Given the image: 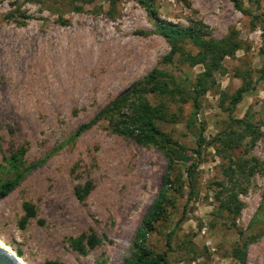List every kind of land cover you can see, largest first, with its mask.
<instances>
[{"label": "rangeland", "instance_id": "rangeland-1", "mask_svg": "<svg viewBox=\"0 0 264 264\" xmlns=\"http://www.w3.org/2000/svg\"><path fill=\"white\" fill-rule=\"evenodd\" d=\"M241 2L249 14L230 0H0V183L18 176L0 196V255L9 264H124L129 256L168 159L154 145L113 132L104 118L79 129L152 69L190 82L203 70L187 63V54L197 52L188 40L163 59L170 45L155 17L195 26L207 39L235 37L239 47L222 59L194 115L190 100L145 94L163 107L158 127L185 149L180 159L174 144L164 148L172 157L167 194L173 204L145 245L163 251L169 231L168 264H264V206L261 221L248 226L264 192V36L254 17H264V0ZM242 84L248 88L231 116L249 119L260 135L247 153L245 147L226 151L251 156L259 167L245 178L231 176L230 183L229 156L217 151L213 136L228 122L227 96ZM199 125L204 141L196 156ZM13 155L15 167L8 164ZM86 182L79 199L74 188ZM24 204L34 213L22 221ZM90 233L99 238L95 246L83 253L71 246ZM234 248L242 250L240 259Z\"/></svg>", "mask_w": 264, "mask_h": 264}, {"label": "trees", "instance_id": "trees-1", "mask_svg": "<svg viewBox=\"0 0 264 264\" xmlns=\"http://www.w3.org/2000/svg\"><path fill=\"white\" fill-rule=\"evenodd\" d=\"M233 6L242 13L249 14V11L242 7L241 0H230ZM144 5L146 2L142 1ZM148 12L153 16L149 6ZM155 17V16H154ZM258 19L262 36H264V17L254 16ZM154 24L159 34L170 45L169 53L163 58L166 62L171 59V56L175 52H180L179 44L185 40L190 41L197 48V52L194 55H188L187 63L190 66L200 64L203 70L195 77L194 82L187 81V79H178L174 75L164 72L159 69H152L143 80L138 81L130 89L119 95L109 106L102 108L98 111L97 115L89 122L80 126L79 130L87 128L91 125L96 118H104L110 124V129L120 135H128L133 141L139 145H154L158 150L168 159V168L163 175L161 186L159 187L154 199L145 212L139 227L137 228L130 246L129 256L124 260V264H168L166 257L167 250L170 248V235L171 232H167L165 238L166 249L161 252H155L149 249L145 245V239L149 232L154 230L155 223L165 216L167 207L173 204L172 199L167 194V186H171L169 168L172 164V157L164 149L166 145H172L176 156L180 159L183 158L184 148L181 145H177L170 137L165 134L156 124L157 121H161L164 118V111L162 105H151L147 98L146 93L158 94L160 96L177 95L181 102L190 100L192 105L191 114L194 115L199 107L198 96L203 94L209 85L214 82L213 74L221 68V61L226 56H231L235 50L239 47L238 41L235 37L225 36L220 39L204 38L203 33L199 32L195 26H189L186 28L173 25L169 22L162 21L154 18ZM261 54L264 56V48L260 49ZM259 77L264 78V60L259 69ZM247 84L239 86L231 95L227 96L226 114L228 122L224 129L217 132L213 136V140L217 143V151L223 156L228 157L227 149L234 150L238 147H245L244 153H247V147H251L254 141L260 135L258 126L254 125L249 119L241 117L234 118L231 116V111L235 108V105L241 100L243 93L247 90ZM184 94V96H182ZM244 115L247 113L244 112ZM187 124H191L188 122ZM192 125V124H191ZM203 125H199L196 130L195 144L196 147L192 152L197 156L199 155V148L204 139L201 135ZM248 140L242 144L245 138ZM228 161V174L230 183H232L231 176H244L251 175L258 167L259 164L253 157H243V155L229 156ZM17 157L13 155L8 164L12 167L16 166ZM193 166L192 163L186 166L185 174L187 175V184L189 186L188 193L190 194L193 188ZM18 176L16 175L11 180H6L0 183V196L6 194L14 186ZM235 183V180H233ZM89 183L83 187H75L74 194L77 198L81 199L83 195L88 191ZM234 194H231V196ZM189 198V197H188ZM226 210L232 211L230 202H226L223 205ZM264 206V192L262 193V202L256 209L255 214L250 219L248 226H253L255 223L260 222L259 211ZM24 217L21 219L24 221L26 218L33 215V209L31 206L24 204ZM238 210V207L237 209ZM21 223V222H20ZM99 242V238L94 234L80 235L71 241V246L79 252H84L86 248H92ZM232 256L240 259L242 257V250L234 248L231 252ZM0 264H9L8 260L0 255ZM43 264H63L55 260H45Z\"/></svg>", "mask_w": 264, "mask_h": 264}, {"label": "bare ground", "instance_id": "bare-ground-1", "mask_svg": "<svg viewBox=\"0 0 264 264\" xmlns=\"http://www.w3.org/2000/svg\"><path fill=\"white\" fill-rule=\"evenodd\" d=\"M64 210V209H63Z\"/></svg>", "mask_w": 264, "mask_h": 264}]
</instances>
